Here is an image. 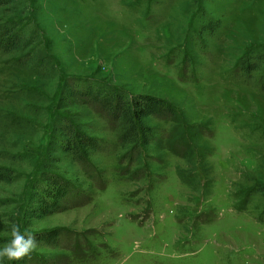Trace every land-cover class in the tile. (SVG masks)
<instances>
[{
    "label": "rangeland",
    "instance_id": "rangeland-1",
    "mask_svg": "<svg viewBox=\"0 0 264 264\" xmlns=\"http://www.w3.org/2000/svg\"><path fill=\"white\" fill-rule=\"evenodd\" d=\"M8 1L0 28L28 45L0 47V245L11 222L37 241L17 264H264V74L240 65L264 50V0ZM85 84L173 112L138 152ZM67 121L99 140L87 165ZM43 172L71 196L37 216Z\"/></svg>",
    "mask_w": 264,
    "mask_h": 264
},
{
    "label": "trees",
    "instance_id": "trees-1",
    "mask_svg": "<svg viewBox=\"0 0 264 264\" xmlns=\"http://www.w3.org/2000/svg\"><path fill=\"white\" fill-rule=\"evenodd\" d=\"M7 2L9 1L0 0V4ZM218 26H220L218 20H212L206 25L213 32L216 31ZM25 40V35L21 30L16 31V29L14 30L10 27L0 28V47L4 50H14L27 46L28 43ZM240 65L244 72H251L261 68L264 74V50L259 52L251 51L246 58L242 59ZM261 86L264 88V77H262ZM74 93L85 95L89 102L98 104L113 120H121L123 126L122 143L134 144L135 151L138 152L141 146L139 145L140 140L144 144L148 143L147 134L150 129L145 124L144 119L151 115L163 116L173 112L170 106L160 100L143 97L129 98L124 92L115 87L106 90L103 87L85 84L82 88L76 87ZM64 124L62 127L64 137L59 142L61 149L71 154L79 162L87 165L89 151L99 147V140L80 131L72 121L64 122ZM6 176L5 173L0 171V180L7 179L8 177ZM43 179L46 185L41 193L36 192V203L33 207L32 215L44 216L59 210L61 201L71 196L72 187L67 179L50 172H43ZM39 236L44 238V240L49 238L47 234ZM51 237L55 238L56 236Z\"/></svg>",
    "mask_w": 264,
    "mask_h": 264
},
{
    "label": "clouds",
    "instance_id": "clouds-1",
    "mask_svg": "<svg viewBox=\"0 0 264 264\" xmlns=\"http://www.w3.org/2000/svg\"><path fill=\"white\" fill-rule=\"evenodd\" d=\"M9 238L0 245V264H17L30 256L37 246L34 234L28 229L21 230L15 222L8 227Z\"/></svg>",
    "mask_w": 264,
    "mask_h": 264
}]
</instances>
